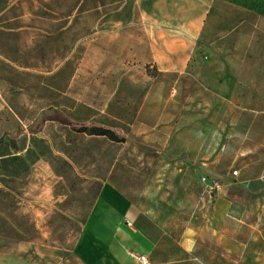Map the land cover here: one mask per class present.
<instances>
[{
	"label": "rangeland",
	"instance_id": "obj_1",
	"mask_svg": "<svg viewBox=\"0 0 264 264\" xmlns=\"http://www.w3.org/2000/svg\"><path fill=\"white\" fill-rule=\"evenodd\" d=\"M243 1L252 3L264 13V0ZM139 2L0 0V34L8 40L0 43V132L12 130L11 105H17L25 114L28 110L29 120L33 117L34 122L24 125L35 133L33 158L39 166L49 162L51 166L59 167L62 157L58 153L61 151L71 161L77 158L84 169L89 165V171L83 172L86 175L91 173L90 165L105 167L112 160L116 164L145 162L138 141L144 128L140 121L147 119L152 127L157 126L162 132L178 124L181 134L186 135L192 128L187 120L194 115L193 138L188 140L183 136L178 142L173 140L177 155H168L159 148L154 150L158 154L149 155L157 168L151 193L154 198L164 200L153 205L169 212L192 210L200 204L202 172H208L220 183L224 179L233 183L239 178V173L233 175V172H238L239 165L247 163L251 169L246 175L257 176L260 185L250 188V194L243 192L242 198L248 204L242 208L256 210L257 202L251 197L258 195L259 189L264 191V148L242 145V130L235 132L233 124H226L228 132L224 138L219 133L221 123L217 118L214 122H204L202 90L190 85L186 75L168 71L164 43L156 59L151 57L152 53L140 48V31L145 28L139 22ZM151 6L149 14L159 24L168 22V17L174 24L146 28L148 32H160L157 40L172 39L185 33L187 0H174L173 3L158 0L157 5ZM171 9L175 10L173 16H170ZM216 27L223 29L219 24ZM212 35L208 37H214ZM146 37L148 43L155 38L151 32ZM146 99L149 106L142 108ZM218 110V107L213 109L215 113ZM55 112H61L75 123L77 130L86 129V136L75 135L71 127L49 121ZM92 115L97 117L91 124H82V120ZM92 126L114 130L118 142L111 145L100 140L94 143L96 154L92 158L78 155L81 148L89 146L87 135ZM209 129L214 130L210 139L207 138ZM149 132L154 134L156 131L152 128ZM263 133L261 130L259 135ZM76 141L81 147L75 144ZM204 146L211 149V155L203 154ZM88 149H92L91 145ZM208 160L215 169L204 172ZM42 171V167H38L36 179L43 178ZM66 174L67 181L74 180L71 170L67 169ZM40 189L33 188L31 194ZM235 189L238 188L232 184L229 190L233 194ZM221 191L222 188L210 196L206 202L209 209ZM1 197V208L9 217L12 210L10 192L4 191ZM39 207L41 209L42 204H36V208ZM10 221L8 218L0 224L1 232L6 231ZM19 222L26 233L18 236L17 244L0 240V264H59L60 259L68 257V250L77 236L62 231L72 228L74 222L32 217ZM48 225L54 233L46 232Z\"/></svg>",
	"mask_w": 264,
	"mask_h": 264
},
{
	"label": "crops",
	"instance_id": "obj_2",
	"mask_svg": "<svg viewBox=\"0 0 264 264\" xmlns=\"http://www.w3.org/2000/svg\"><path fill=\"white\" fill-rule=\"evenodd\" d=\"M157 1L139 2V22L145 28L140 31V48L156 59L164 43L168 71L186 75L190 85L202 90L204 122H214L217 118L221 123L219 133L224 138L228 132L226 124H233L235 132L242 130V145L263 149L264 133L259 135V132H264V13L243 0H187L185 33L160 41L157 40L160 32L150 31L155 38L148 43L146 36L150 32L146 28L174 25L169 22L170 17L166 18L168 22L159 24L149 14L152 10L149 7L157 5ZM217 24L223 29L218 30ZM211 33L214 37L209 38ZM7 41L0 34V43ZM141 106H149V101L146 99ZM215 107L219 108L217 113L213 111ZM10 113L12 130L0 132V224L8 218L11 220L5 232L0 230L1 241L18 243V236L26 233L19 220L59 218L75 223L62 233L77 236L68 257L60 259L59 264H140V256H145L148 264H264V191L259 189L258 195L251 197L257 202L256 210L242 208L248 204L242 198L243 192L250 194V188L260 185L257 176L246 175L251 169L247 163L239 165L236 171L239 178L233 183L224 179L222 191L214 197L211 209L206 206L210 195L203 189L200 204L192 210L169 212L153 205L164 200L154 198L151 193L157 168L150 156L159 153L154 152L157 148L168 155H177L173 140L178 142L183 136L188 140L193 138L194 115L187 120L192 128L186 135L181 134L178 124L162 132L157 126L152 127L151 121H140L144 128L138 141L145 162L116 164L112 160L105 167L90 165L91 173L83 175L89 171V165L84 169L77 158L71 161L61 151L59 167L49 162L39 166L33 158L35 133L24 125L33 123L34 118L29 120L28 110L22 113L17 105H11ZM57 113L60 119L70 121L61 112ZM96 117L92 115L81 122L91 124ZM152 128L154 134L149 132ZM72 131L86 136L77 129ZM213 131L208 130V139ZM87 136L89 146L81 148L78 155L92 158L96 154L94 143L100 140L117 144L105 137ZM75 144L81 147L77 141ZM90 145L92 149H88ZM205 153L211 155V149L204 146ZM206 165L204 172L215 169L209 160ZM37 166L43 169L42 179L35 178ZM67 169L73 173L74 180L67 181ZM203 176L214 179L208 172H202L200 177ZM232 184L238 188L233 194L229 190ZM33 188L41 189L31 194ZM4 191L10 192L9 217L1 208ZM36 204H42V208H36ZM46 229L48 234L54 233L49 225Z\"/></svg>",
	"mask_w": 264,
	"mask_h": 264
},
{
	"label": "trees",
	"instance_id": "obj_3",
	"mask_svg": "<svg viewBox=\"0 0 264 264\" xmlns=\"http://www.w3.org/2000/svg\"><path fill=\"white\" fill-rule=\"evenodd\" d=\"M50 121L57 122V123H60L63 125H67V126L73 128L74 130L77 129V128H75L74 124H72L70 121L65 120V119H60L57 112L54 113V117H52V119H50ZM77 131L85 133L87 130L82 129V130H77ZM88 133H89V135L105 137L110 141L118 142L116 133L110 129L101 128V127H92L90 130H88Z\"/></svg>",
	"mask_w": 264,
	"mask_h": 264
},
{
	"label": "built area",
	"instance_id": "obj_4",
	"mask_svg": "<svg viewBox=\"0 0 264 264\" xmlns=\"http://www.w3.org/2000/svg\"><path fill=\"white\" fill-rule=\"evenodd\" d=\"M262 173H263V178H264V169H263ZM233 175H237V172L234 171ZM201 182L203 185L204 193L206 195L211 196L214 192H219L222 188V184L219 181H217L215 179H211L207 176H203L201 178ZM138 261L140 262V264H148L147 258L145 256L138 257Z\"/></svg>",
	"mask_w": 264,
	"mask_h": 264
}]
</instances>
